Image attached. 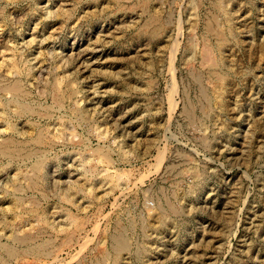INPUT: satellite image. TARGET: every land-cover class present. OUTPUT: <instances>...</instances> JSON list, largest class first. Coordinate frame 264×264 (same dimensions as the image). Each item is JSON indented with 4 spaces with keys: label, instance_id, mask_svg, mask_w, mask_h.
<instances>
[{
    "label": "rangeland",
    "instance_id": "1",
    "mask_svg": "<svg viewBox=\"0 0 264 264\" xmlns=\"http://www.w3.org/2000/svg\"><path fill=\"white\" fill-rule=\"evenodd\" d=\"M0 144V264H264V0H0Z\"/></svg>",
    "mask_w": 264,
    "mask_h": 264
},
{
    "label": "bare ground",
    "instance_id": "2",
    "mask_svg": "<svg viewBox=\"0 0 264 264\" xmlns=\"http://www.w3.org/2000/svg\"><path fill=\"white\" fill-rule=\"evenodd\" d=\"M202 54V53H201ZM204 54V53H203ZM206 55V54H205ZM209 56V55H208ZM7 91L11 94V97H14V96H17L20 92H21V87L18 85V84H13V85H10V86H8V88H7ZM22 95V94H21ZM60 96V95H59ZM17 107L18 108H16V109H20V108H22L21 106L19 107L18 105H17ZM27 107V106H26ZM28 109V108H27ZM27 109H25V110H27ZM23 110V109H22ZM6 123V122H5ZM7 126L5 127V130L7 129H9V130H11L12 129V127H10L11 125H8V123L6 124ZM5 144V143H4ZM2 145V144H0V153H8V149L6 148V147H2V146H7V145ZM10 151H12L11 149H10ZM9 155H11V154H9ZM2 236V235H1ZM10 237V239H12L14 242L15 241H17V242H20V241H22L23 240V242L25 243V241H26V239L24 238V237H19V236H14L13 234L11 235V236H9ZM8 237V238H9ZM3 245H6V244H3ZM7 247H9L8 245H7ZM6 247V250H5V248H4V250L7 252V254L9 255V257H10V255H13L14 253H13V248L11 249L10 247L9 248H7ZM0 248H1V246H0ZM17 254V253H16Z\"/></svg>",
    "mask_w": 264,
    "mask_h": 264
}]
</instances>
